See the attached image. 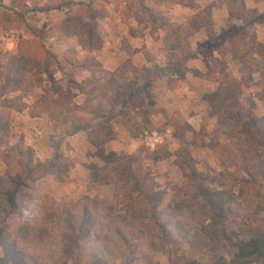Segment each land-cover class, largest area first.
<instances>
[{
	"label": "rangeland",
	"instance_id": "obj_1",
	"mask_svg": "<svg viewBox=\"0 0 264 264\" xmlns=\"http://www.w3.org/2000/svg\"><path fill=\"white\" fill-rule=\"evenodd\" d=\"M67 1L0 0V81L23 54L24 81L28 85L26 90L7 95L21 94L30 104L61 85L76 93L77 103H83L76 83L88 73L78 71L70 81L59 72L60 66L69 71L65 53L73 49L76 63L92 56L104 69L116 71L122 80L137 74L139 91L136 109L131 113H139L137 118L140 116L138 120L144 126H128L133 132L128 131L120 122L118 108L103 105L114 138L94 148L87 141L86 130L72 134L69 124L50 121L46 115L31 118L27 110L12 111L3 145L6 150L28 146L42 162H52L56 155L61 158L55 160L58 164L53 174L36 181L34 201L24 206V222H33L44 194L59 207L67 201L93 196L100 187H110L105 176L110 164L105 163L114 158L133 157L134 167L140 165L149 171L157 190L162 191L161 205L177 199L182 182L177 166L180 156L191 157L197 169L207 175V185L219 189L220 157L226 149H237L240 143L238 119L229 116L232 114L220 116L227 112L214 109L207 98L218 88L220 69L230 79L241 82L234 110L242 116L251 111L264 117V21L248 27L257 39L254 59L259 71L242 83L238 59L221 50H210L206 44L229 25L241 23L244 11H228L223 0H94L92 6L103 11L96 19L95 30L102 42L96 50L82 48L77 36L65 37L55 30L54 25L76 9ZM41 7L48 10H36ZM245 9L264 14V0H245ZM170 23L184 24L190 30L187 45L173 52L164 48ZM29 27L42 31L34 36ZM44 61L49 62L41 66ZM195 71L201 75L195 76ZM13 87L12 84L10 89ZM110 153L115 157L109 158ZM4 169L0 161V174ZM261 193L263 203L255 216L220 224V250L204 251L170 242L149 258L102 264H264V184ZM243 243L248 245L245 251L241 250ZM71 264L88 262L80 259Z\"/></svg>",
	"mask_w": 264,
	"mask_h": 264
},
{
	"label": "trees",
	"instance_id": "obj_2",
	"mask_svg": "<svg viewBox=\"0 0 264 264\" xmlns=\"http://www.w3.org/2000/svg\"><path fill=\"white\" fill-rule=\"evenodd\" d=\"M93 1L68 0V4L76 6L75 11L54 25L59 35L77 36L79 45L88 50H96L102 43L95 29L96 19L103 11L93 7ZM223 1L228 11H244L241 23L229 25L206 44L210 50H221L238 59L243 83L259 71L254 59L258 43L248 27L264 21V14L245 9V0ZM29 28L34 36L42 31ZM189 36L188 26L170 23L164 48L178 51L187 45ZM74 53L73 49L65 53L69 71L60 66L59 72L70 81L78 71L88 73L76 83L78 94L84 98L81 104L75 101L76 93L61 85H55L51 93L39 95L30 104L21 94L9 97L10 92L28 88L23 54L0 81V161L5 166L0 174V264H71L80 259H86L88 264L130 262L152 257L170 242L186 243L204 251L220 250V224L255 216L263 203L264 184V117L251 111L242 116L234 110L241 82L230 79L220 69L218 88L207 99L214 109L227 112L220 116L237 117L240 143L237 149H226L220 157L219 189L207 185V175L197 169L191 157L180 156L177 166L182 182L177 188V199L161 205L162 191L157 190L154 176L140 165L134 167L133 157L118 159L110 153L109 158L114 160L105 163L110 164L105 170L110 187H100L93 196L67 201L59 207L51 196L44 194L33 222L11 219L13 215L24 216V206L34 201L36 181L53 174L58 164L55 160L61 159L56 155L52 162H42L28 146L6 150L3 145L12 111L27 110L31 118L46 115L50 121L69 124L72 134L86 130L87 141L94 148L114 138L103 105L118 108L120 122L128 131L133 132L128 126H144L138 120L140 116L137 118L139 113H131L136 109L139 91L137 74L122 80L116 71L104 69L92 56L76 63ZM194 74L201 75L198 71ZM210 75L209 72V79ZM247 247L241 244L242 251Z\"/></svg>",
	"mask_w": 264,
	"mask_h": 264
},
{
	"label": "clouds",
	"instance_id": "obj_3",
	"mask_svg": "<svg viewBox=\"0 0 264 264\" xmlns=\"http://www.w3.org/2000/svg\"><path fill=\"white\" fill-rule=\"evenodd\" d=\"M11 219H12L13 221H16V222H24L27 218L24 217V216H16V215H13V216L11 217Z\"/></svg>",
	"mask_w": 264,
	"mask_h": 264
}]
</instances>
